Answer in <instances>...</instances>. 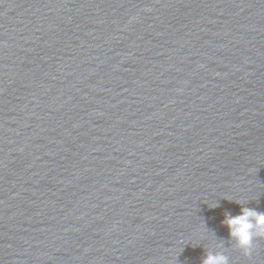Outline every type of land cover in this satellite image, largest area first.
<instances>
[{
	"label": "water",
	"instance_id": "95a60500",
	"mask_svg": "<svg viewBox=\"0 0 264 264\" xmlns=\"http://www.w3.org/2000/svg\"><path fill=\"white\" fill-rule=\"evenodd\" d=\"M235 201L264 212V0H0V264H264Z\"/></svg>",
	"mask_w": 264,
	"mask_h": 264
},
{
	"label": "clouds",
	"instance_id": "9594fccd",
	"mask_svg": "<svg viewBox=\"0 0 264 264\" xmlns=\"http://www.w3.org/2000/svg\"><path fill=\"white\" fill-rule=\"evenodd\" d=\"M235 203L240 205L239 214L226 213L222 225L227 228L229 239L234 243L235 248L245 257H249L254 247L253 242L264 240V212L247 207L246 201H235ZM202 264H229V260L222 251L208 249Z\"/></svg>",
	"mask_w": 264,
	"mask_h": 264
}]
</instances>
